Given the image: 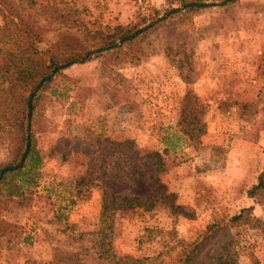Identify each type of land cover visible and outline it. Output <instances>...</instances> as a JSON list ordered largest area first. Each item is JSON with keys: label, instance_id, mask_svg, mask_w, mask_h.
Wrapping results in <instances>:
<instances>
[{"label": "rangeland", "instance_id": "374dc122", "mask_svg": "<svg viewBox=\"0 0 264 264\" xmlns=\"http://www.w3.org/2000/svg\"><path fill=\"white\" fill-rule=\"evenodd\" d=\"M55 1L93 32L143 25L182 0ZM204 1L214 5L175 13L121 51L73 64L40 92L33 117L40 177L27 205L0 206V264H54L56 251L74 263L111 264L97 256L102 233L117 258L165 264L178 240H194L212 222L228 224L242 207L253 205L264 219L246 194L264 167V0ZM39 21L47 29L42 45L64 27ZM85 27L69 31L82 38ZM187 92L202 112L187 113L186 134ZM10 148L0 137V162ZM156 184L164 189L152 195ZM106 193L140 205L116 209L108 227L100 222ZM225 224L197 261L232 249V264H252L249 251L264 264V234Z\"/></svg>", "mask_w": 264, "mask_h": 264}, {"label": "trees", "instance_id": "16d2710c", "mask_svg": "<svg viewBox=\"0 0 264 264\" xmlns=\"http://www.w3.org/2000/svg\"><path fill=\"white\" fill-rule=\"evenodd\" d=\"M237 1L220 0L218 4L226 5ZM212 5L214 3L204 0H182L179 6L170 7L161 14L153 12L148 19H144L143 25H117L112 29L99 28L90 32L77 11L59 1L0 0V137L6 139L11 146L9 160L0 162V195L3 197L0 206H6L8 203L27 205L33 198L43 162L42 153L37 146L33 117L40 92L49 86L57 74L73 64L121 51L122 46L133 43L175 13H192ZM39 17L48 20L47 22L64 24L63 30L58 31L57 38L46 45L42 43L47 29L40 23ZM84 27L86 30L82 38L69 31L70 28ZM91 40H95V46L85 43ZM190 110L193 113L202 112L196 97L187 92L182 99L180 111L182 131L186 134L189 129H186L185 124L191 123L187 114ZM202 127L203 123H200L198 130L202 131ZM163 189L162 184H156L152 195ZM246 194L264 209V167L257 175L256 182L246 190ZM137 201L138 198L134 196L104 194L100 222L110 227V219L116 209L140 205ZM253 211V205L242 207L238 213L228 218V224H225L224 220L212 222L206 225L205 230L194 240H178L180 250L165 264L234 263L235 251L232 249H229L225 256L221 254L217 261L198 262L196 258L209 240L223 228V223L227 227L243 225L264 234V219L256 217ZM5 226L6 223L0 220V229ZM145 231L152 230L146 228ZM224 231L228 233L226 229ZM105 236L106 234L102 233L98 241V258L108 260L111 264H131L133 261L143 263L141 259L117 258L110 249L111 240ZM230 242L227 241L228 244ZM57 254L56 251L54 264L61 259L66 264H79L73 262L70 253H60L59 259ZM247 254L252 264H261L252 252Z\"/></svg>", "mask_w": 264, "mask_h": 264}]
</instances>
